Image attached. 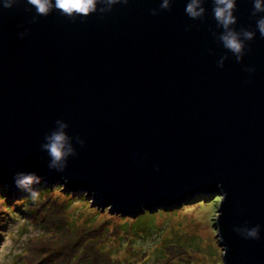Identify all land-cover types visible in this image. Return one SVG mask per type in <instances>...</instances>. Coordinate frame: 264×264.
I'll use <instances>...</instances> for the list:
<instances>
[{
    "label": "water",
    "instance_id": "95a60500",
    "mask_svg": "<svg viewBox=\"0 0 264 264\" xmlns=\"http://www.w3.org/2000/svg\"><path fill=\"white\" fill-rule=\"evenodd\" d=\"M161 2L36 22L26 0L0 7V192L8 203L27 194L13 176L28 171L36 189L61 184L122 215L214 198L222 264H264V37L220 68L212 0L203 20L187 0L153 15ZM251 11L237 0V30H255ZM57 119L85 141L64 173L40 147ZM245 224L262 226L259 240L234 231Z\"/></svg>",
    "mask_w": 264,
    "mask_h": 264
},
{
    "label": "rangeland",
    "instance_id": "374dc122",
    "mask_svg": "<svg viewBox=\"0 0 264 264\" xmlns=\"http://www.w3.org/2000/svg\"><path fill=\"white\" fill-rule=\"evenodd\" d=\"M51 186L38 188L35 200L28 194L11 203L0 198V264H65L73 250L95 257L92 264L223 263L218 230L213 226L218 213L214 198L170 206V210L154 208L141 225L129 227L133 222L124 223L137 215L112 213L92 206L84 194L72 195L57 184ZM68 195L71 207L66 206ZM17 203L22 211L16 216L7 213L6 206ZM82 226L90 233L84 236Z\"/></svg>",
    "mask_w": 264,
    "mask_h": 264
},
{
    "label": "clouds",
    "instance_id": "9594fccd",
    "mask_svg": "<svg viewBox=\"0 0 264 264\" xmlns=\"http://www.w3.org/2000/svg\"><path fill=\"white\" fill-rule=\"evenodd\" d=\"M18 0H0V7L12 8ZM173 0H162L159 9H152V14L157 15L159 10H170ZM207 0H187L185 14L192 20L205 19ZM251 16L256 17L255 30L235 27L238 23L237 0H212V16L216 22V29L210 30L214 38L218 39L227 52L221 56L217 65L224 67L225 61L229 58L228 53L235 57L237 62H241L246 55L247 43L256 38L257 32L264 37V0H251ZM129 0H26L29 10L35 9L36 15L33 22L41 16H48L53 11H58L60 15L69 19L87 18L91 14L110 13L116 5H127ZM191 27V26H189ZM26 31L19 33L24 38ZM211 51V50H210ZM254 66L245 67L248 73L255 72ZM69 124L62 119L55 121L54 127L45 134L44 142L41 144V151L45 152L48 160L47 166L50 170L64 173L68 167L69 158L77 155L75 145L83 146L85 141L80 136H73L69 132ZM15 186L27 193L33 200L38 198L36 185L42 181V177L36 172L17 171L13 176ZM262 226L257 224L249 226H237L234 231L246 240H259Z\"/></svg>",
    "mask_w": 264,
    "mask_h": 264
},
{
    "label": "trees",
    "instance_id": "16d2710c",
    "mask_svg": "<svg viewBox=\"0 0 264 264\" xmlns=\"http://www.w3.org/2000/svg\"><path fill=\"white\" fill-rule=\"evenodd\" d=\"M2 186H0V188H1ZM57 187L58 188H60V189H62L63 187H61L59 184H57ZM4 188V187H3ZM51 187H49L48 189H50ZM78 192H80V191H77V192H74L75 194L76 193H78ZM82 194V193H81ZM204 196H206V195H204V194H200V195H197L196 197H194V198H192V199H187V201L189 200V201H193V200H196L197 198H200V197H204ZM213 196V195H212ZM76 197H79V196H76ZM0 198H5L4 196H3V194L0 192ZM72 199V196L71 195H68V197H67V200L68 201H66L67 202V207H71V205L73 204V203H71V200ZM85 199H90V197L86 194V196H85ZM2 201L4 200V199H1ZM5 200H7L6 198H5ZM90 200H92V199H90ZM7 202H8V200H7ZM24 202V201H23ZM24 208V207H23ZM62 209H64V207L62 208ZM0 210H2V209H0ZM6 211H7V213H10L11 215L12 214H14V216H16V215H18L19 213L18 212H21L22 211V205L20 204V205H18V203H17V205L16 206H13V205H11L10 206V204H8V206H6V209H5ZM24 210H26V208H24ZM162 210H165V209H162ZM25 212H28V211H25ZM98 212H96V214H97ZM152 211H145V212H143V213H141V214H139V215H135L136 216V219L134 220V221H126V223H124V225H127L128 226V223H131V222H133V223H131L130 224V226L129 227H133V224H140L141 225V222H143V220L144 219H148V218H150L151 216H152ZM159 213H161V211H159ZM67 218H68V216H66ZM0 222H1V219H0ZM68 222V220L66 221V223ZM61 223V222H60ZM70 223V222H69ZM60 225V224H59ZM55 228H57V226L55 227ZM81 229L83 230V235L85 236V235H87V234H89L90 232H89V230H88V228H85L84 226H82L81 227ZM61 232V231H60ZM86 238V237H85ZM55 246H56V244H55ZM80 253H81V251H77V252H75L74 250H73V253H72V255H70V257H69V259L68 260H66V263L65 264H92L93 263V259L95 258V257H92L91 256V258L89 257V256H80ZM52 254V253H51ZM52 256V259H53V257H55L56 256V252H53V254L51 255ZM95 264V263H94Z\"/></svg>",
    "mask_w": 264,
    "mask_h": 264
}]
</instances>
